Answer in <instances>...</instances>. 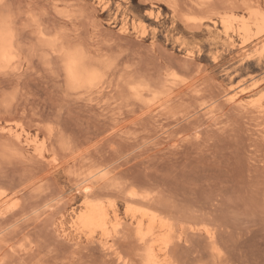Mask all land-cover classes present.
Listing matches in <instances>:
<instances>
[{
  "label": "rangeland",
  "instance_id": "obj_1",
  "mask_svg": "<svg viewBox=\"0 0 264 264\" xmlns=\"http://www.w3.org/2000/svg\"><path fill=\"white\" fill-rule=\"evenodd\" d=\"M6 2L13 7L0 8V17H13L8 23L22 62L18 74L0 68V124L36 136L46 159L35 157L33 145L0 132V194L8 202L16 195L20 203L0 212V228L8 242L28 248L15 253L0 248L5 264H120L102 247L99 234L89 238L76 229L88 183L82 177L98 164L112 167V174L96 188L95 198L104 202L111 222L114 211L122 218L114 239L126 258L138 246L132 221L151 207L182 235L170 249L171 264H264V124L224 101L227 93L241 92L245 100L250 92L264 94V23L239 12L240 0H210L205 6L190 0ZM30 4L47 11L35 25ZM49 5H59L66 16ZM222 20L247 25L244 37L227 36ZM125 22L130 29L122 34ZM77 48L109 63L89 98L66 90L64 52ZM169 80L178 85L170 89ZM141 83L166 95L179 93L170 104L175 114H144L149 104L137 101L131 88ZM186 85L191 89L182 91ZM87 147L93 150L77 161L88 159L92 168L70 159ZM55 155L70 163L62 160L64 168L59 157L61 163L51 168ZM35 175L42 181L18 193L19 184ZM130 189L150 194L149 203L133 201L127 211ZM48 202L55 205L51 210ZM207 228L221 251L219 263L211 255Z\"/></svg>",
  "mask_w": 264,
  "mask_h": 264
},
{
  "label": "bare ground",
  "instance_id": "obj_2",
  "mask_svg": "<svg viewBox=\"0 0 264 264\" xmlns=\"http://www.w3.org/2000/svg\"><path fill=\"white\" fill-rule=\"evenodd\" d=\"M190 1L193 2V3H191L193 6H205L206 4L209 3L210 0H190ZM262 2H263V0H240V8L241 9L239 10V12L249 13L253 17L255 24L261 25L264 23V15H261V12H260ZM245 5H249V6L254 5L255 7H245ZM175 10H177L176 7H175ZM133 28L135 30H138V23L135 20L133 21ZM222 28L224 29V32L226 33L227 36L234 39L236 37H238V38L244 37V34L247 32L248 26L244 24L242 26L235 27L231 23H229L227 20H222ZM129 29L130 28H129L128 23L125 22L120 26L119 31L122 34H126L129 32ZM243 43H245V42H243ZM65 50L66 51L64 52L63 61H64V71H65V78H66V90L68 93L73 94V95H77L79 98H87V97L89 98L92 95L93 90L95 88H97V86L92 85L88 81L89 75L91 73H96V72L102 73V75H103V71L109 68V63L106 60L105 61L104 60L103 61L98 60L95 56H93L87 50L85 51V50L80 49L82 51L83 55H82V57H80L79 62L76 65H74L73 70L70 73L69 70L66 68V58H67L68 49H65ZM187 59H188V57H187ZM21 62H22V56H21L20 50L16 44V38H15V35L13 32V29L11 28L8 21L2 20V21H0V68L4 69L7 72H12V73L18 74V73H20ZM169 81H170L169 86L171 87V88L169 87L170 89H172L173 87L178 85V82L176 80H174V81L169 80ZM183 85H185V84H183ZM131 88L136 89L135 92H136V100L137 101L145 102V103L147 101V103L149 104V107H148L149 109L147 110L146 113L144 112V114H146V115L149 114V116H151L150 114H154L156 116H159L160 118H161V116L163 117V115L167 116L171 110L175 114V111L172 109V107L170 110V104H172L173 99H175L179 93H177V92L175 93V91H170L171 93L168 92L169 94L166 95V93H164V92L157 91V90L153 89V87L148 83H141L138 85L133 84V85H131ZM183 88L184 89H182V91H187V90L191 89V85H186ZM254 89H255V91L258 92V90H259L258 83L255 84ZM149 95L151 96L150 98H148ZM225 95H228V97L224 96L225 99L223 98L224 101L226 100V103H228L234 107H237L246 113L256 114V119L259 120V125L264 124V94H262L261 96L258 97L257 96L258 94H255V92H250L249 100H245V98L243 96L244 94H242L241 92H234V93H229V94L227 93ZM224 101H222L221 104L225 103ZM219 105L220 104L216 105L218 110H220ZM212 106H210V107H212ZM210 107H208V109ZM215 107H214V109H216ZM206 109H207V107H206ZM214 109L213 110L211 109V111L213 112ZM216 112L214 111L213 113H216ZM220 112H221V110H220ZM204 113L209 114L211 112L209 111V112H204ZM204 113H202V114H204ZM170 116H172V115H170ZM143 117H145V116H143ZM194 117H195V115H194ZM209 117L215 118L216 116L214 117V115H211ZM218 117H219V115H218ZM139 119H140V117H139ZM142 119L143 118H141V120ZM210 120H212V119H210ZM258 126H256V127L258 128ZM120 129H123V128H120ZM262 129H263V127H262ZM115 130L120 132L117 129H115ZM25 131L26 130L22 129V127L19 128L15 125L2 126L0 124V132L7 134L8 136H10L11 138H13L15 140L25 141L29 145H33L34 151L36 154L35 157L37 159H39L40 161H43L44 159H46L45 152H44V146L38 145V142L36 140V136H35V138L31 137L32 135H29V134H27L25 136ZM26 133H28V132H26ZM169 133H172V131H170ZM169 136H170V134H169ZM170 137H168V138L170 139ZM165 139L166 138H164V140ZM65 143H67V142H65ZM95 143H94V145H96ZM64 145H65V147H67L66 144H64ZM67 145L69 146L68 143H67ZM98 145H97V147H98ZM177 145L178 144H175L174 147L172 145V147L175 148ZM89 146H90V144H89ZM63 147H61L59 152L62 151ZM67 148H69V147H67ZM87 148L88 149H84L80 152L75 151L73 155H70L72 157H70L69 155L68 156L70 157V159L73 162H76L80 158L83 159V156L86 155L85 154L86 152L93 150V149L90 150L89 147H87ZM79 149H80V147H79ZM68 150L69 149H67V152H68ZM94 150H96V149H94ZM53 151H54V154L56 152H58V151L55 152V150H53ZM12 154L14 155V153H12ZM88 154H90V153H88ZM57 155H60V154H57ZM57 155H55L49 163L51 168H56V166L59 165L62 162V160L64 162L69 161V160L68 161L64 160L65 158L61 160V157L60 156L57 157ZM59 157H60L59 161H61L60 163L58 161ZM84 158H85V156H84ZM67 159H69V158H67ZM86 160H88V159H86ZM86 160H84L85 162L83 161L84 162L83 164L88 162L89 168H92V167H90L89 161H86ZM77 162H78V164L80 163L79 161H77ZM68 163H70V161ZM92 163H93V161H91V164ZM97 163H99V161ZM100 163H102V162H100ZM64 164L65 163L60 164V165L63 166ZM71 164L73 167L74 163H71ZM78 164H77V166H78ZM83 164H81V165H83ZM93 164H92V166H93ZM104 164H106V166L108 165L105 162H104ZM81 165L79 164V166H81ZM100 165L98 164V166H99L98 168L96 166H94L93 169H95V170L90 169L89 174L86 173L89 170L87 168L88 170L86 169V171H85L86 176L82 177L83 180L87 181L88 183L87 184L85 183L86 185L84 184V187L81 191L83 200L81 202L80 212L78 213V216H77L79 223H78L76 229L79 230L80 232L86 233L89 238L95 237L97 234H99L102 238V247L105 250H108L111 254L115 255L116 259L119 262H120V257H123V259L125 261H127L128 264H145V261H149V260L152 261V264H171V259L169 256L170 249L174 245L176 240L182 238V235L177 234V231L175 229L174 224L171 222V220L167 216H163L160 211H158L157 209L151 208V207L145 208L143 210L142 214H140L139 216H135V218L132 221V228L135 230L136 242H137V236H138V234H140L143 236V238L145 240V244H139L137 242L138 246L136 247L135 251L132 253L131 257H128V258H126L120 252L117 251V247H116V243H115V239H114V236H115L114 232H118V230L122 228L123 222H122V218L117 213V211H114L115 221L111 222L108 210H107L106 206L104 205V202L97 200L95 198V195L97 193L98 188H100L104 184L106 185L108 183V181L110 180L111 174H112V171H111L112 167L110 170V169H108V166L103 167V165L102 166H100ZM66 166L67 165H65V167ZM77 166L75 165L76 168H78ZM83 166H84V168L87 167V165H86V167H85V165H83ZM83 166H82V168H83ZM68 167H71V166L68 165ZM57 168H59V167H57ZM72 170H74V169H72ZM54 171H56V170H54ZM77 171H79V170L76 169V171H74L73 173L75 174ZM52 172L53 171H51V173ZM74 174L72 176L76 175V174L75 175ZM82 174H83V171H82ZM36 175H35V177H37ZM33 176H34V174H33ZM31 178H32V176H31ZM46 178H48V177L46 176ZM74 178H75L74 180H77L79 177L77 176V179H76V176H75ZM33 179L34 180L31 179L32 180L31 182L27 181L28 183H23V182L20 183L19 182L20 183L19 184L20 189L18 188L19 190L17 192L19 193V192H22L28 188H32L34 186H37L42 181V180H37L38 177L33 178ZM79 180L80 179H78V181ZM81 182L79 181L80 184H81ZM77 185H79V184H77ZM86 188L89 189L90 191L86 192L85 191ZM96 188H97V190H96ZM115 188H117V187H115ZM32 190H34V189H32ZM38 190H41V186L38 187ZM150 198H151V196L148 193L142 194L135 189H130L128 191V195L126 197V210L129 211L131 209V203L133 201L142 202V203H149ZM51 203H49V205H48V207H50V210H51V208H54L53 206H55L54 203H52V204ZM19 205H20V203L17 200L16 195L8 202L7 200H4L3 195L0 194V212L1 213L12 211L15 208H17ZM47 209H49V208H47ZM34 213H36V212H34ZM206 234L212 242V246L210 247L211 255L213 256L215 262L219 263L218 259L222 258V254H221V251L219 250V248L215 242L214 232L211 229L207 228ZM0 248H7L12 253L17 252L18 250H28V248L25 247V245H21L17 248L15 245L8 242L6 230L1 229V228H0ZM0 260L5 261V258L2 257L1 254H0Z\"/></svg>",
  "mask_w": 264,
  "mask_h": 264
},
{
  "label": "snow or ice",
  "instance_id": "obj_3",
  "mask_svg": "<svg viewBox=\"0 0 264 264\" xmlns=\"http://www.w3.org/2000/svg\"><path fill=\"white\" fill-rule=\"evenodd\" d=\"M171 6V5H169ZM11 7V5H9L6 0H0V8L5 9V10H9ZM29 16H30V22L35 25L38 24L41 20V17L44 15H47V11L46 10H41L39 5H32L30 4L29 6ZM49 8H55L56 9V15L57 16H61L64 17L66 16V13L64 11L61 10V7L59 5H49ZM245 7H255L254 5L249 6V5H245ZM35 8L36 11L32 12L31 9ZM260 12L261 15H264V3H262V6L260 8ZM12 15L9 13L6 16L0 17V19H4L7 21H11L12 20ZM41 35H43V33H41ZM60 33H57V37L54 39H58ZM44 39H48L47 36L44 37ZM83 53L80 49H70L67 52V58H66V68L69 70V72L71 73L73 70L74 65H76L79 62L80 57H82ZM189 56H192L193 53L189 52L188 53ZM177 79H179V77H177ZM88 81L94 85V86H101L102 85V81H103V75L102 73L96 72V73H91L88 77ZM262 84H264V81H262ZM255 86V85H254ZM133 92L136 91V89L132 90ZM198 138V137H197ZM85 191H90L89 189H85ZM137 242L139 244H145V240L143 238L142 235L138 234L137 236ZM0 264H5V262L3 260H0ZM13 264H15V262H13ZM120 264H128L127 261H125L123 259V257H120ZM145 264H152V261H145Z\"/></svg>",
  "mask_w": 264,
  "mask_h": 264
}]
</instances>
